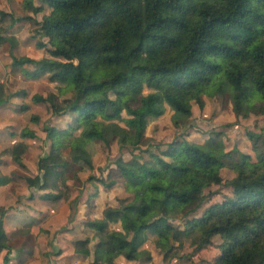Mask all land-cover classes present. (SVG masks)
I'll return each mask as SVG.
<instances>
[{"label":"trees","instance_id":"obj_1","mask_svg":"<svg viewBox=\"0 0 264 264\" xmlns=\"http://www.w3.org/2000/svg\"><path fill=\"white\" fill-rule=\"evenodd\" d=\"M41 2L33 5L36 13L51 10L38 22L37 32L47 40L37 45L49 44V56L14 55L13 65L28 76L47 70L48 79L60 86L34 94L32 101L70 120L46 128L49 152L39 158L37 174L22 177L30 188L46 191L47 198L69 201L72 170L93 166L86 155L89 143L132 147L129 160L116 161L122 182L98 178L109 189L121 185L125 196L87 222L94 235L78 238L75 252L90 255L98 238L90 264H116L119 256L148 259L151 254L142 247L152 239L170 264L184 257L185 244L200 250L219 234L221 253L210 264H264V129L248 131L254 155L240 152L233 161L226 160L231 152L218 132L203 142L178 135L162 154L140 146L149 120L163 115L167 105L179 126L190 119L192 101L204 108L205 96L229 95L236 116L264 102V0ZM31 18L0 9V47H16L13 29ZM21 94L24 90L8 91L0 81V110ZM29 105L21 103L23 110ZM20 137L0 150V160L8 156L25 168L29 144L24 139L36 134L24 127ZM75 150L83 154L75 157ZM224 167L235 172L228 181ZM6 182L0 168V185ZM222 184L232 193L202 208L206 191ZM4 214L0 207V248L8 249L7 264ZM177 220L188 226L175 225Z\"/></svg>","mask_w":264,"mask_h":264},{"label":"rangeland","instance_id":"obj_2","mask_svg":"<svg viewBox=\"0 0 264 264\" xmlns=\"http://www.w3.org/2000/svg\"><path fill=\"white\" fill-rule=\"evenodd\" d=\"M42 4L41 0H34L33 4H28L26 0H0V9L15 13L17 16H32L31 19H25L19 22L12 31V34L18 39V45L11 47L9 43L0 47V81H4L8 87V91L25 92V94L17 98H13L14 105L2 108L0 110V143L2 148L16 140L20 131L24 127H29L36 134V137L29 140V151L25 158V168L19 166L13 167L11 175L14 180V187H20L25 180L24 174H35L37 163L41 156L48 154L50 141L46 137V128L49 125H65L70 117L64 115L59 117L52 113L50 106L46 103H35L32 101V96L36 93L46 95L48 92L55 90L60 86L59 82H51L48 79L47 70L39 74L28 76L21 69L14 67L13 56L20 57L21 55H29L36 58L49 56V44L39 48L38 41H45L46 38L40 36L37 32L39 21H42L43 16L50 12V8H45V11L36 13L33 5ZM148 91V90H146ZM205 106L201 108L194 100L191 102L192 115L187 123L179 126H174L172 121V108L167 105L165 113L159 117H154L149 120L144 141L140 145L143 148L151 145L153 152L161 153L166 150L167 145L178 135L185 136L189 140L203 142L208 139L213 133H220V138L223 139L226 150L231 152V155L226 158L228 161H233L239 158L240 152H245L254 155L251 144L252 141L248 136V131L253 134H258L264 129V102H257V106L250 110L244 116H236L232 109V100L229 95L226 96H205ZM30 104L28 109L23 110L21 103ZM38 116V120H32V116ZM124 117L127 115L124 113ZM124 124V122H122ZM0 145V146H1ZM0 148V150L2 149ZM132 147L121 148L118 142H113L110 146L105 145L101 141L91 142L87 147V156L92 158L93 166L85 169H78L77 166L72 170L69 179L71 199L69 201H59L58 212L60 214L59 222L52 220L51 224L60 227V231L66 227L73 226L67 220L68 213L71 214L75 209L80 211L77 215L82 218L83 223L97 218L102 210L109 206L119 204V197L125 196L121 185H115L112 188H106L99 183L98 178H103L107 183L112 180L120 183L123 181V176L119 173L116 161L119 157L129 160ZM135 153H139L136 149ZM83 154L80 150H75L73 156ZM145 153H143L144 155ZM162 154V153H161ZM147 154H145L146 156ZM2 169H8L7 164L1 163ZM78 176V178H77ZM235 176V172L229 167L222 169V177L224 181L230 180ZM35 192V191H34ZM208 192V199L202 208H206L211 202L221 200L224 196L230 195L231 188L225 184L214 186ZM202 210V209H201ZM199 210L198 213L201 211ZM196 213L190 215L189 218L195 217ZM201 214V212L199 213ZM68 219V217H67ZM178 226H188L184 221H173ZM43 222L39 225L41 226ZM57 224V225H56ZM44 231L34 233L31 236L20 238L18 235H13L12 241L14 247L22 246L23 250L30 253L26 259V264H35L42 261L43 264H48L46 261L51 258V254L55 252L59 245H53L55 242L56 231L53 232L47 228ZM93 230L87 231L84 235H88ZM92 236V235H91ZM20 241V243H18ZM146 242L142 248L148 250L151 254L150 258L143 256L138 261H133V264H167L163 261V252H160L154 245ZM97 240L92 245L96 244ZM222 243L221 236L215 235L212 243L200 250H195L189 244H185L184 257L182 259H174L170 264H210L220 253V244ZM43 256V259L41 258ZM60 264H88V260L84 257H62L59 259ZM49 264H52L49 261ZM120 264V263H119Z\"/></svg>","mask_w":264,"mask_h":264},{"label":"crops","instance_id":"obj_3","mask_svg":"<svg viewBox=\"0 0 264 264\" xmlns=\"http://www.w3.org/2000/svg\"><path fill=\"white\" fill-rule=\"evenodd\" d=\"M20 139L21 137L19 134L18 138L16 140H13L12 143ZM24 140L28 142L31 139L26 138ZM0 148H2V145L0 146ZM2 162L4 164H7L8 169H2ZM17 166L19 165L13 162L8 156H4L0 160V168L3 173L7 175V182L5 184L0 185V207L5 211L3 218L4 228L10 238L8 253L9 262L7 264H26V259L28 258L27 256L32 253V251H30V253H27L26 250L24 251L22 249L24 243H22V246L18 245L17 247H14L15 242L12 241L13 235L11 233H14L15 236L18 235L20 238H23L31 236L32 234L38 233L40 231H44L43 228L51 230L53 234L56 231L55 242H53V245H59L56 248L57 250L51 254V258H48L46 260L48 264L49 261H51L52 264H60L59 259L62 257H66V255H70V257H84L88 260V264H90L94 260V250L96 248V244L98 243V238H94L90 244V255L78 254L75 252L76 240L78 238L84 237V235L87 234L85 232L92 230L91 227L87 224L88 221L83 223L82 218H79L80 215H77V213L80 211H76L75 209L71 214L68 213V219L66 217V222L67 220L70 221L73 226L66 227L65 229L60 231V227L54 226L53 224H51V222L52 220L54 222H59L60 214L58 212L57 203H59V201H66L64 199L52 200L47 198L45 196V194L47 193L46 191L37 188H30L25 180L23 181L20 187L16 186L15 188L13 186L14 178L11 175L10 169H14L13 167ZM37 173L38 165L35 174ZM102 216L103 210L97 218H100ZM42 222L43 224L39 226ZM117 226H119V224H117ZM88 235L93 236L94 233L90 232ZM95 240H97V242L93 249L92 245ZM149 241L150 239L147 242ZM18 243H20V241ZM7 251L8 249L0 248V264H5L4 258L7 254ZM41 258L43 259V256H41ZM133 261L138 260H128L124 256H119L115 259L116 264H133ZM143 263L146 264V262ZM35 264H43V262H35ZM72 264L77 263L73 262Z\"/></svg>","mask_w":264,"mask_h":264}]
</instances>
